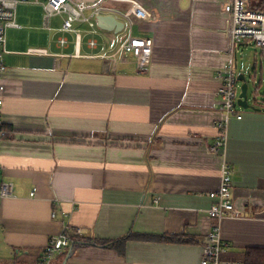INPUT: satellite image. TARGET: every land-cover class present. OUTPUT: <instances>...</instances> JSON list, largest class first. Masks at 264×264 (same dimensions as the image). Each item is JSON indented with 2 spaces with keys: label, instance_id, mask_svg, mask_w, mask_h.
<instances>
[{
  "label": "crops",
  "instance_id": "1",
  "mask_svg": "<svg viewBox=\"0 0 264 264\" xmlns=\"http://www.w3.org/2000/svg\"><path fill=\"white\" fill-rule=\"evenodd\" d=\"M229 1L106 2L132 16L136 36L154 41L146 75L131 57L115 66L103 58L117 51L124 29L102 30L95 19L94 34L77 23L78 41L61 31L65 16L47 25L42 5L19 6L21 28L7 32L3 58L1 180L14 185V196L0 206V264H39L65 228L81 231L67 264H201L213 223L209 196L221 182L222 160L210 147L226 121L219 75L233 50L232 17L223 9ZM62 36L65 48L57 43ZM92 38L96 49L87 45ZM242 47L247 63L238 48V77L247 78L249 103L260 110L239 109L243 119L227 123L243 217L222 222L223 259L235 262L248 249H264V49ZM166 235L192 242L158 240Z\"/></svg>",
  "mask_w": 264,
  "mask_h": 264
},
{
  "label": "built area",
  "instance_id": "2",
  "mask_svg": "<svg viewBox=\"0 0 264 264\" xmlns=\"http://www.w3.org/2000/svg\"><path fill=\"white\" fill-rule=\"evenodd\" d=\"M114 0H102L96 5H88L85 2L75 0H48L41 3L40 0H0V142L6 137L3 130V120L1 117V107L4 103L3 94L5 85L3 79L7 73V66L3 63V58L9 53L7 49V32L10 29L21 28L17 23V12L20 5L36 4L42 5L45 11V23L48 25L51 18L65 16L61 31L66 34L76 33L78 41L82 35L75 29L77 23H85L90 26L96 34L95 19L98 15H110L124 23V37L121 40L117 51L107 57L109 65L127 62L131 57L135 60L139 74L146 75L150 71L152 56L154 51V41L150 38L139 37L134 34L135 22L129 13H124L118 9L106 5V2ZM251 0H230L223 9L232 17V43L233 50L229 55L230 61L227 69L219 75L221 80L220 111L225 114L226 121L220 122L218 138L210 147L213 154L218 155L222 160L221 182L219 188L210 193L213 200L208 215L212 220V230L204 238L202 243L201 264H242L230 260H224L223 255L228 251V245L222 238V222L225 219H235L243 217V212L236 209L233 197V177L231 166L227 160L228 142V121L232 118L242 120L243 115L239 112L242 108L238 105V94L240 82L237 73V52L240 46L252 45L259 49H264V11L252 10ZM91 11L90 15L87 12ZM58 46L65 48L69 44L68 39L62 36L58 39ZM87 45L91 49H96L98 41L89 39ZM33 54H46V51H30ZM3 170L2 156L0 154V206L2 202L14 196V185L1 180ZM81 231L70 234L65 228L60 236L53 237L45 248L39 264H54L56 256L67 251L75 240L73 235L80 234Z\"/></svg>",
  "mask_w": 264,
  "mask_h": 264
},
{
  "label": "water",
  "instance_id": "3",
  "mask_svg": "<svg viewBox=\"0 0 264 264\" xmlns=\"http://www.w3.org/2000/svg\"><path fill=\"white\" fill-rule=\"evenodd\" d=\"M96 22L98 24V27L102 30L109 31V32H115V33H120L124 29V23L119 21L117 18L114 16L110 15H98L96 17ZM238 81L242 83L241 88H240V94L238 97V105L244 109H252V110H260L255 108L254 106L250 105L249 103V89L250 85L247 81V78L245 76H240L238 77ZM83 244V243H81ZM75 246L76 243H72L68 251L66 252V257L64 259L63 264H67L69 259L73 257L75 253Z\"/></svg>",
  "mask_w": 264,
  "mask_h": 264
},
{
  "label": "trees",
  "instance_id": "4",
  "mask_svg": "<svg viewBox=\"0 0 264 264\" xmlns=\"http://www.w3.org/2000/svg\"><path fill=\"white\" fill-rule=\"evenodd\" d=\"M250 8L252 10L264 11V0H251ZM3 130L6 132V137L8 136V132L4 126H2ZM159 241L165 242H176V243H186L189 244L192 242L191 239L186 237H182V235H166L158 237ZM120 243L125 242V240H120ZM74 243V240H72ZM97 244L99 246L113 245V241H98ZM242 264H264V249L261 248H251L245 251L243 257L240 259Z\"/></svg>",
  "mask_w": 264,
  "mask_h": 264
},
{
  "label": "rangeland",
  "instance_id": "5",
  "mask_svg": "<svg viewBox=\"0 0 264 264\" xmlns=\"http://www.w3.org/2000/svg\"><path fill=\"white\" fill-rule=\"evenodd\" d=\"M122 34H125V33H122ZM243 46V45H242ZM242 46H240L239 47V50H240V52H239V55H238V60H239V62L241 63H243V62H245V63H247V57H246V54H247V52L246 53H244L243 54V49H245L244 47H242ZM249 47H251V48H257V47H255V46H252V45H249ZM258 50H260L259 48H257ZM240 89V88H239ZM252 95V90H251V92H250V96Z\"/></svg>",
  "mask_w": 264,
  "mask_h": 264
}]
</instances>
